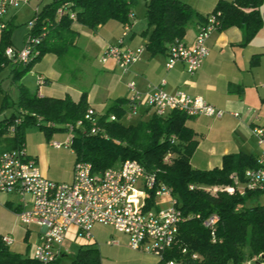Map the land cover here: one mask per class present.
<instances>
[{"label":"trees","instance_id":"trees-1","mask_svg":"<svg viewBox=\"0 0 264 264\" xmlns=\"http://www.w3.org/2000/svg\"><path fill=\"white\" fill-rule=\"evenodd\" d=\"M137 0H52L34 14V26L27 35L40 37L37 47L39 55L16 76L21 77L44 55L53 54L57 58L65 56L77 34L72 30L77 23L90 30L116 21L121 25L129 22L132 7ZM261 0L218 1L210 14L218 21L217 30L229 27H245L248 37L260 28L262 19L256 8ZM64 4L68 6L62 14L57 10ZM251 9L246 15L244 10ZM69 12L75 19L69 18ZM209 14V15H210ZM194 9L181 0H146L144 35L147 36L145 49L151 54H167L174 44H183L185 32L190 23L203 20ZM10 31H3L0 38V65L7 60L4 50L10 46ZM124 101L118 100L110 105L99 120L97 135L82 133L76 129L71 148L75 162L89 163L92 172L103 173L124 160H135L149 171L158 173V180L170 189L178 201L182 214H200L206 218L211 214L218 216L214 241L211 233L201 225V221L188 219L178 227V234L172 249L166 253L165 261L174 260L177 264H242L245 256L257 258L264 263V205L257 199L264 189L235 191L228 194L218 190L215 194L206 188L236 187L244 183V172L255 167L256 161L245 154H228L222 157L221 166L211 170L194 169L190 158L197 142L194 132L185 126L187 116L179 111H171L162 117L152 113L147 121L134 125H124L121 118L128 110L122 109ZM10 118L0 120L1 152L22 148L25 127H34L46 137L51 132H66L67 125L82 119L87 109L86 93L78 101L70 97L62 99L27 95L23 88L12 104ZM114 116L115 120H108ZM18 120V122H16ZM88 125L85 129H88ZM13 129L8 135L9 130ZM174 138V142H171ZM0 152V153H1ZM168 161L165 162V157ZM74 162V163H75ZM193 185L192 190L189 186ZM154 195L146 198V208L154 207ZM184 250V252H182ZM196 255V258L192 256ZM62 260V259H60ZM53 264H59V261ZM0 264H36L32 259L21 258L8 251L0 237ZM68 264H101L95 247H80L77 255ZM158 264H164L159 262Z\"/></svg>","mask_w":264,"mask_h":264},{"label":"crops","instance_id":"crops-1","mask_svg":"<svg viewBox=\"0 0 264 264\" xmlns=\"http://www.w3.org/2000/svg\"><path fill=\"white\" fill-rule=\"evenodd\" d=\"M31 1L29 0L27 4ZM42 1L44 0H35L36 4L32 6V18L47 4H43L37 9L43 3ZM181 1L188 4L199 16L205 17L211 13L218 1L231 2L232 0ZM145 2L146 0L144 8ZM16 10H8L3 19L7 24L6 31H10L9 28L14 23ZM256 10L262 19L257 32L248 37L244 26L216 29L207 40L208 57L193 74H188L184 64L180 62L175 64L172 69L167 70L165 68L167 54L151 55L145 49L147 39V36L144 35L145 21L135 30L136 24H132L133 16L129 18L130 30L123 37L121 49L142 48L143 53L140 60L126 70H123L112 59L101 62V56L105 49L122 38L123 30L120 23L109 21L95 30L73 23L71 28L77 37L65 56L57 58L53 54H47L39 60L44 63L48 62V66L37 67L36 71L40 75L39 77L43 78V82L41 85L38 84L33 94L38 97L57 99L68 96L76 102L82 93H86L87 106L102 116L107 108L118 100L125 102L122 109L127 108L130 96L127 83L133 82L135 90L144 93L149 86H158L163 81V91L170 94L184 92L193 97H201L208 104L224 112V115L219 119L195 116L188 117L185 121V126L194 132V140L197 142L196 149L190 158L192 168L199 170L219 168L222 157L228 154L236 156L242 153L251 156L256 161L261 150L256 145L252 128H264V0H261ZM250 11L251 9L244 10L246 15ZM132 15H134L133 11ZM203 23L204 21L199 19L190 23L183 38L184 45L192 46L198 27ZM28 32L25 33L23 42ZM2 33L0 32V38ZM11 33L12 31L9 35L11 45L8 47L12 46ZM92 56H95L94 62L90 60ZM60 62L62 64L69 62L74 66L78 64L79 67H76L78 70L87 66L86 71L92 73L94 70L95 75L92 77L90 75L85 82L68 86L65 79L62 78L64 67L59 73ZM39 80L40 78H38ZM22 88L26 89L24 86ZM152 113L150 109L140 107L137 113L130 117L136 118V123H138L147 121ZM233 114H237V117ZM2 149L0 152L3 151ZM48 155L47 151V157ZM35 158L38 159L36 161L41 175L46 179L57 183L72 181V171L63 176L62 180H55L57 176L50 171L48 163L46 170L42 151L37 153ZM262 198H264V194L257 199V203L260 205H264ZM158 199L161 202L166 200L167 206L169 205V198L159 197ZM25 200L28 201L29 197L26 196ZM22 208L23 204L19 195L13 193L0 196V232L2 231L0 237L8 235L12 239V244L6 246L9 252L19 255L21 258L32 259V251L38 242L41 229L33 224L23 226L19 223L16 214ZM76 235L77 231L70 229L64 246L67 247V242L79 243L81 247L92 246L97 250H103L104 253L107 252L111 257L118 259L121 257L120 263L115 262L114 264L159 263L153 255L131 250L127 245L126 237L116 233L110 227L95 225L91 231L89 242L80 241ZM110 241L114 243L109 244Z\"/></svg>","mask_w":264,"mask_h":264},{"label":"built area","instance_id":"built-area-1","mask_svg":"<svg viewBox=\"0 0 264 264\" xmlns=\"http://www.w3.org/2000/svg\"><path fill=\"white\" fill-rule=\"evenodd\" d=\"M28 2L29 0H0V32L7 29L3 19L8 10L18 9ZM67 6L64 4L59 8L57 14H62ZM69 18L74 20V13L69 12ZM33 26L34 21L30 20L27 23L28 30L31 31ZM217 27L216 17L208 15L198 27L192 46L181 43L170 46L165 68L170 70L180 62L184 64L188 74L195 73L209 55L207 40ZM122 30V38L105 49L101 62L112 59L126 70L140 60L143 49L122 50L123 37L130 30L129 23L122 25ZM45 34L42 31L39 35L44 37ZM40 37L29 34L21 49L7 47L4 50L5 59L21 67L27 66L39 55L37 47ZM163 84L162 81L160 85L149 86L144 93H139L133 82L127 83L130 96L126 114L133 116L140 107H145L158 117L171 111H179L187 117L219 119L224 115L223 111L201 97H193L184 92L170 94L163 91ZM233 116L237 117V114ZM101 117L94 109L87 107L82 119L67 125L66 142H51L50 146L54 149L71 148L76 129L82 133L97 135ZM108 120L114 121L115 118L109 116ZM86 125L89 126L88 129H85ZM12 131L11 128L8 135ZM252 135L261 154L256 159L255 167L245 170L244 183H236V187L206 188L207 192L215 194L218 190H223L233 194L237 191L243 195L247 190L264 189V128H252ZM171 142H174V138H171ZM164 161H168V156ZM157 172L149 171L137 161L129 159L100 174L93 173L89 163L75 162L72 181L57 183L41 175L36 159L27 155L22 147L0 153V196L13 193L19 195L23 208L17 212V220L23 226L33 224L41 229L32 251V260L36 264H53L69 254L64 242L70 229L77 231V239L89 242L95 225L110 227L125 236L128 247L133 251L153 255L158 262L164 264H177L174 260L164 259L175 243L179 225L188 219L201 221L214 241L219 218L215 214L206 218H202L200 214L185 217L178 209V201L172 196L170 189L158 180ZM193 188V185L189 186L190 190ZM150 193L157 198H169V205L165 208H146V198ZM26 196L29 197L28 201L25 200ZM1 241L5 246L12 244L8 235L2 236ZM192 258L195 259L196 255ZM245 264L264 263L253 258Z\"/></svg>","mask_w":264,"mask_h":264},{"label":"rangeland","instance_id":"rangeland-1","mask_svg":"<svg viewBox=\"0 0 264 264\" xmlns=\"http://www.w3.org/2000/svg\"><path fill=\"white\" fill-rule=\"evenodd\" d=\"M52 0H44L42 1L38 7L40 8L43 4L49 3ZM145 0H137L136 3L132 7V11L134 13L132 18V24H136L135 30L144 24L145 18V8H144ZM196 0H193V2ZM36 4L35 0H32L29 4L22 5L19 9L16 10V18L14 19V23L12 27H10L11 33V42L12 49L20 48L24 45L25 39L23 42V37L26 32H28L27 22L32 18L33 15V7ZM95 56L91 57V61L94 62ZM85 63V62H84ZM59 73L62 72L61 68L64 67V73L62 78L65 79L66 84L68 86L78 84V82H85L88 77L91 75L94 76L95 72H87V66L81 70H78L76 67L79 65L66 62L62 64L60 62ZM72 65V66H71ZM86 65V64H85ZM47 67L48 62H40L37 61L33 64V66L21 77L16 76L18 71L22 70L20 65L13 64L12 62L6 61L5 63L0 65V120L6 118H10L13 112L12 104L18 100L20 89L24 86L25 92L27 95L33 94L35 92L38 84H42L43 78L39 77L40 75L37 73V67ZM83 67V66H82ZM76 68V69H75ZM96 71V70H95ZM38 74V75H37ZM90 77V78H91ZM40 78V81H38ZM82 79V80H81ZM70 84V85H69ZM121 121L124 125L134 124L137 122L136 118H131L128 114L124 115V119L121 118ZM23 150L25 153L31 157L35 158V155L42 151L44 154V163L47 170L48 168L52 171L57 178L55 180L60 181L62 177L72 171L74 162H75V154L72 148L61 150H54L50 147L51 142H59L65 143L68 139V134L66 132H51L49 137H46L42 131H39L34 127H25L23 131ZM47 151L49 153L47 157ZM48 158V161H47ZM37 159V158H35ZM38 160V159H37ZM154 206L165 207L167 206L166 200L160 201L157 197H153ZM262 202H264V198H262ZM2 232V231H1ZM0 232V234H1ZM66 246L69 249V254L59 261V264H68L76 255L81 247L79 243H71L67 242ZM101 263L102 264H114L115 262L120 263L117 257H111L106 253L98 249ZM131 259V258H129ZM127 259V260H129ZM126 260V259H124ZM250 259L248 256H245L243 264L249 262Z\"/></svg>","mask_w":264,"mask_h":264}]
</instances>
